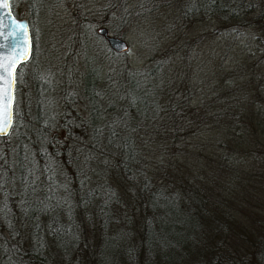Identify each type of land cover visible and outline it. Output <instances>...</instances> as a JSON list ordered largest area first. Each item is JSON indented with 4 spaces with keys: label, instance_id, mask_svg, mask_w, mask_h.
<instances>
[{
    "label": "trees",
    "instance_id": "trees-1",
    "mask_svg": "<svg viewBox=\"0 0 264 264\" xmlns=\"http://www.w3.org/2000/svg\"><path fill=\"white\" fill-rule=\"evenodd\" d=\"M144 1L243 22L236 0ZM259 10L264 22V0ZM120 11L126 27L132 18ZM96 34L106 53L116 52ZM32 54L33 44L27 60ZM159 62H122L102 75L86 57L72 80L77 100L62 75L54 109L53 88L32 76L23 129L13 105L14 142L0 135V264H264V234L249 231L233 207L236 195L226 196L237 181L255 180L235 147L258 139L256 130L237 138L222 131L219 150L199 149L188 61L176 64L172 87ZM243 215L255 221L246 208Z\"/></svg>",
    "mask_w": 264,
    "mask_h": 264
},
{
    "label": "rangeland",
    "instance_id": "rangeland-1",
    "mask_svg": "<svg viewBox=\"0 0 264 264\" xmlns=\"http://www.w3.org/2000/svg\"><path fill=\"white\" fill-rule=\"evenodd\" d=\"M10 1L15 14L27 18L33 44V54L15 80L18 85L13 105L18 129L24 126L25 105L32 103L33 75L53 88L49 95L54 109L60 103L62 75L68 76L69 91L76 97L72 80L83 71L86 57L99 66L102 75L115 71L122 62L143 68L160 61L170 87L178 84L174 79L176 64L181 61L183 66L188 61L193 88L189 107L195 106L202 122L195 135L201 143L199 149L208 153L219 150L222 144L218 133L222 131L237 138L241 131L253 135L256 130L258 139L235 147L236 157L248 161L246 171L256 173L255 180H246V187L237 181L232 187L235 193L229 190L226 196L233 199L236 195L233 207L249 231L264 234V224L258 225L261 220L264 223V139L259 137L264 138V22L258 14L261 0H236L242 10L243 22L239 23L199 14L185 17L166 6L151 8L144 0ZM120 8L132 18L126 27H121L118 19ZM112 17L114 21L109 22ZM100 25L110 33L121 27L120 36L128 43L125 52H105L95 32ZM73 106L84 113L83 103L77 101ZM8 135L7 141L13 143V134ZM245 208L253 213L255 221L245 218Z\"/></svg>",
    "mask_w": 264,
    "mask_h": 264
},
{
    "label": "snow or ice",
    "instance_id": "snow-or-ice-1",
    "mask_svg": "<svg viewBox=\"0 0 264 264\" xmlns=\"http://www.w3.org/2000/svg\"><path fill=\"white\" fill-rule=\"evenodd\" d=\"M9 7L8 0H0V8L7 9ZM17 25L16 29L4 33V29L8 27L3 20H0V40L8 41L11 39L12 43L10 50L16 52L22 45L27 46L28 51H20L17 59L15 56L11 58L0 59V134L7 132V126L11 123V116L8 115L12 107V88L15 84L17 76V65L26 61L31 52V44L28 40V28L23 22L9 21ZM5 47L0 43V48Z\"/></svg>",
    "mask_w": 264,
    "mask_h": 264
},
{
    "label": "water",
    "instance_id": "water-1",
    "mask_svg": "<svg viewBox=\"0 0 264 264\" xmlns=\"http://www.w3.org/2000/svg\"><path fill=\"white\" fill-rule=\"evenodd\" d=\"M8 3H9V0H8ZM0 20H3L5 24H8V27L4 29L5 34L15 30L17 27V25L15 23H10L9 21H19V22H23L25 25H27L28 40L30 41V44H31V35H30L29 27H28L27 18L25 16H17L14 13V11L11 9L10 4H9V7L7 9L0 8ZM96 32L101 34L105 38L107 46L110 49H112L113 51L121 52V51H124L127 49L128 43L126 42V40L123 37H121L120 35H115V34L110 33L104 25L98 26L96 28ZM0 43H3L5 45V47L0 48V59L11 58L12 56H15L17 59H20L19 52L20 51H28L27 46L22 45L20 48L17 49V51L15 53L12 52L10 50V46L12 43L11 39L8 41L0 40ZM30 54H31V52H30ZM11 91H12L13 100H12V107L10 108L9 113H8V115L11 116V123L7 126V132L10 129V126L12 124V119H13L14 86H13ZM6 133L0 134V135L3 136Z\"/></svg>",
    "mask_w": 264,
    "mask_h": 264
},
{
    "label": "flooded vegetation",
    "instance_id": "flooded-vegetation-1",
    "mask_svg": "<svg viewBox=\"0 0 264 264\" xmlns=\"http://www.w3.org/2000/svg\"><path fill=\"white\" fill-rule=\"evenodd\" d=\"M9 2H10V0H9ZM10 4V3H9ZM15 13V12H14Z\"/></svg>",
    "mask_w": 264,
    "mask_h": 264
}]
</instances>
